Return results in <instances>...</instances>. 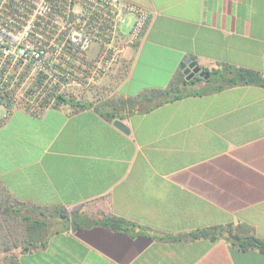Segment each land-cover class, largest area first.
Segmentation results:
<instances>
[{
	"label": "crops",
	"instance_id": "crops-1",
	"mask_svg": "<svg viewBox=\"0 0 264 264\" xmlns=\"http://www.w3.org/2000/svg\"><path fill=\"white\" fill-rule=\"evenodd\" d=\"M127 1L150 11V23L102 90L150 96L184 75L187 58L203 71L228 65L264 78V0ZM207 80L150 111L121 110L122 119L106 118L110 107L97 101L9 116L0 125V186L14 202L132 224L54 233L20 263L264 264L263 252L241 250L227 233L191 237L229 227L232 239L249 231L264 240V88L213 90Z\"/></svg>",
	"mask_w": 264,
	"mask_h": 264
},
{
	"label": "built area",
	"instance_id": "built-area-1",
	"mask_svg": "<svg viewBox=\"0 0 264 264\" xmlns=\"http://www.w3.org/2000/svg\"><path fill=\"white\" fill-rule=\"evenodd\" d=\"M150 19L127 0H0V125L14 112L39 116L111 94L103 80Z\"/></svg>",
	"mask_w": 264,
	"mask_h": 264
},
{
	"label": "trees",
	"instance_id": "trees-1",
	"mask_svg": "<svg viewBox=\"0 0 264 264\" xmlns=\"http://www.w3.org/2000/svg\"><path fill=\"white\" fill-rule=\"evenodd\" d=\"M209 74L207 82L211 83L213 90H220L230 86L254 85L264 88V78L254 70L236 68L228 65H222L211 70H204ZM195 75L192 79L185 81V76L180 73L179 76L170 82L168 88L149 95H141L137 99L119 100L116 103L102 104L110 107L109 110L102 112L106 118L122 119L117 115L121 110L130 111L137 107L139 112H147L165 102H170L190 94L189 86L195 81H201ZM0 191L4 197L0 201V264H3L4 257L7 255L10 264H21L20 255L26 251L42 247L47 239L54 233L65 231L69 228L87 227L88 224H99L112 231H124L126 227L132 225L123 219L116 217H104L95 222L83 216L79 218L77 212L65 214L63 208L45 209L32 205L20 204L14 202L9 195L1 188ZM21 206L25 208L18 207ZM20 234H19V233ZM224 233L228 235L225 240L241 250L257 249L264 253V240L259 239L249 231L238 238H230L231 231L229 227L208 228L199 230L191 234L192 238L202 237L210 241L221 239ZM20 249L19 256L12 253L13 250Z\"/></svg>",
	"mask_w": 264,
	"mask_h": 264
},
{
	"label": "water",
	"instance_id": "water-1",
	"mask_svg": "<svg viewBox=\"0 0 264 264\" xmlns=\"http://www.w3.org/2000/svg\"><path fill=\"white\" fill-rule=\"evenodd\" d=\"M182 70L185 81L192 79L195 75L199 78L207 80L209 78V74H206L203 70H200L198 66L191 61L190 58H187L180 66ZM114 126L117 127L119 130L123 131L124 133H128V128L124 126L119 120L114 121Z\"/></svg>",
	"mask_w": 264,
	"mask_h": 264
},
{
	"label": "rangeland",
	"instance_id": "rangeland-1",
	"mask_svg": "<svg viewBox=\"0 0 264 264\" xmlns=\"http://www.w3.org/2000/svg\"><path fill=\"white\" fill-rule=\"evenodd\" d=\"M93 99L100 104L116 103L117 101L120 100V98L114 93L109 94V95H105L102 93L100 95L97 94V95L93 96ZM3 197H4V194L0 191V201ZM18 207L22 208L20 205ZM22 210H25V208H22ZM66 211L67 212H64L65 214L70 213L69 210H66ZM19 252H20V249H15L12 251V253L16 254L17 256H19ZM7 255L4 257V261H3L4 263L3 264H10L8 261L9 257H7Z\"/></svg>",
	"mask_w": 264,
	"mask_h": 264
}]
</instances>
